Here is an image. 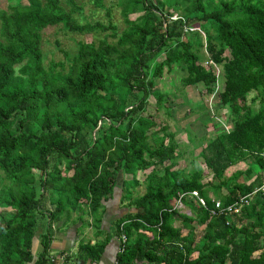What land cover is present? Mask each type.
<instances>
[{"label":"trees","instance_id":"obj_1","mask_svg":"<svg viewBox=\"0 0 264 264\" xmlns=\"http://www.w3.org/2000/svg\"><path fill=\"white\" fill-rule=\"evenodd\" d=\"M7 1L14 4L0 9V264H52V228L71 218L68 209L85 207L82 216L101 231L102 202L119 175L134 212L114 230L116 264H264V107L254 115L247 105L252 92L264 102V0H124L128 26L119 35L111 24L80 25L72 0ZM135 13L142 14L126 19ZM56 25L110 30L115 41H79L73 55L60 50L63 60L45 66L41 33ZM217 66L218 104L232 126L196 154L218 181L206 185L193 150L191 168L180 164L194 141L176 142L145 114L149 97L156 107L167 100L155 87L165 69L180 74L178 87L212 94ZM241 162L245 170L225 176ZM141 183L144 193L133 197ZM217 201L237 204V213L212 215ZM107 242L80 246L77 261H98Z\"/></svg>","mask_w":264,"mask_h":264},{"label":"rangeland","instance_id":"obj_2","mask_svg":"<svg viewBox=\"0 0 264 264\" xmlns=\"http://www.w3.org/2000/svg\"><path fill=\"white\" fill-rule=\"evenodd\" d=\"M75 6L79 9L74 12L73 16L80 25H104L107 26L109 24L114 25L116 27L115 34L119 35L127 26L125 17L122 13V4L121 2L124 0H101L100 5H96L94 0H72ZM22 3L25 4V0H22ZM62 5H67V0H61ZM14 4V1L10 2L7 0H0V9H5L7 5ZM123 8H126V3L123 4ZM142 13H135L127 15V20L134 21L138 18ZM175 18V15L174 17ZM112 32L110 30H100L97 28L96 30H90L87 32H83L82 34H78L75 32L65 31L61 25L49 26L45 28L41 33V49L43 53V64L48 66L50 63H58L63 60V55L60 50H64L71 55L75 53L76 43L81 41L85 43H90L93 41H97L104 37H107L108 41L114 42L115 39L110 36ZM200 60L206 65L207 54L204 48H200L199 50ZM228 56L226 52L224 54ZM214 71L217 74V83L214 86V92L212 94H207L205 92L204 87L195 86V87H186L180 88L178 87L180 74L178 72L174 74H169L166 69L164 70L163 80L159 82L155 87L160 89L165 94H167L166 101L162 107H156L155 100L153 97L148 98V106L146 116H151L156 124L159 127L165 126L167 128V132L174 133L175 141L188 143L190 139L194 141L196 147L192 149L193 145H187L188 149L187 154L185 155V159L181 160L180 164L184 166V164L191 168L190 161L192 160L191 150H193V156L196 157V163L199 165V168L203 170V177L201 182L208 184H216L218 181L214 178L212 174H207L206 166L204 164V158L198 157L196 155L202 149L206 148L208 142L217 136L221 135L224 132H228L231 129L232 123L228 118V115L225 110L221 109L218 104V93L223 88V73L222 67L217 66L214 67ZM173 83V84H172ZM176 86V87H175ZM262 98H260L256 92H252L247 97V105L250 107L251 112L255 115L261 107H264V102L262 103ZM191 109V113L186 115L188 110ZM196 119V121H194ZM191 133V137L188 136L187 133ZM187 149V148H185ZM188 160V161H186ZM247 165L244 162L236 164L230 167L225 176H230L236 170H245ZM195 168V167H192ZM255 173V171H254ZM256 175V174H255ZM254 175H251L253 177ZM132 178L131 176H127L126 179L129 180ZM137 178L139 182L143 180V174H137ZM118 179V177H117ZM117 185V183H116ZM115 185V187H116ZM115 189V188H114ZM132 191V196L136 197L138 195H142L145 191L144 184L141 183L140 186L135 187ZM122 195L120 189H116L114 194L116 196ZM117 197V196H116ZM177 208H181L180 212L189 214V210L185 207H181L182 205L179 202H175ZM84 209V210H83ZM82 207L75 212H72L68 209V214L71 218L65 221L66 228H72L74 226H78V221H76L73 217L76 215L82 216L86 211L85 207ZM4 210L0 208V211ZM6 211H10V209H6ZM65 218V216H62ZM79 223L82 225L78 228L80 232L86 231L91 227V232L87 235H82L81 242L79 245L85 248H89V246H96L95 236L93 233L97 230V227L93 225L92 220L89 218L80 217ZM197 236L199 237L202 233V227L196 230ZM41 234L37 235V239ZM115 236V232L113 229L111 232H107L106 238L109 240ZM94 237V241H91V238ZM42 245L38 242L37 252L41 250ZM34 251V254L36 253ZM85 251L79 249L77 253V257ZM80 253V254H79ZM37 254V253H36ZM81 254V255H82ZM74 260V259H73Z\"/></svg>","mask_w":264,"mask_h":264},{"label":"crops","instance_id":"obj_3","mask_svg":"<svg viewBox=\"0 0 264 264\" xmlns=\"http://www.w3.org/2000/svg\"><path fill=\"white\" fill-rule=\"evenodd\" d=\"M116 189H121V187H115ZM114 194V192H113ZM111 195L107 200L102 202L103 211H102V218L100 222V230L95 231L93 235L96 238L97 243H102L106 240L107 232H111L116 228L117 223L123 219V217L131 212H134L133 208H128L126 206V202L123 201L122 195ZM75 217L72 216L76 221H78V226H74L72 228H66V224L63 222L55 224L52 228V239L50 242V253L49 256L51 257L52 264H116V256L118 253L119 247V240L116 236L112 235L113 237L106 243L104 250L101 253L100 259L95 262H91V260L87 261H77V253L79 251V245L81 242L82 235H87L91 232V227L88 228L86 231L80 232L78 229L82 225L79 223L78 218L76 215ZM82 218H88L87 216H81ZM97 232V234H96ZM40 233V232H39ZM95 239L94 237L91 238L90 242H93ZM38 248V239H34L33 242V250L36 251ZM37 252V251H36ZM80 254V253H79ZM67 258V259H66ZM69 258L74 259L71 261ZM51 264V263H50Z\"/></svg>","mask_w":264,"mask_h":264},{"label":"built area","instance_id":"obj_4","mask_svg":"<svg viewBox=\"0 0 264 264\" xmlns=\"http://www.w3.org/2000/svg\"><path fill=\"white\" fill-rule=\"evenodd\" d=\"M243 201V199L240 200V203ZM180 203V202H179ZM200 203L202 206H204V202L202 200H200ZM240 205V204H239ZM238 211V207H237V204H234V205H230L228 206L227 208H221L220 207V204L218 202L215 203V210L211 211V213L214 215L216 214V212H218L219 214H232V213H237ZM126 241V237L124 235L121 236L120 238V242L122 244H124Z\"/></svg>","mask_w":264,"mask_h":264},{"label":"clouds","instance_id":"obj_5","mask_svg":"<svg viewBox=\"0 0 264 264\" xmlns=\"http://www.w3.org/2000/svg\"><path fill=\"white\" fill-rule=\"evenodd\" d=\"M122 179V178H121ZM121 183H122V180H121ZM121 183L118 185L117 184V187H121ZM121 190V189H120ZM218 202V201H217ZM216 203V202H215ZM219 203V202H218ZM220 204V203H219ZM220 207H221V204H220ZM222 208V207H221ZM213 210H215V204H214V208L211 210V211H213ZM210 211V212H211ZM212 214V213H211ZM219 213L218 212H216V214H214V215H218ZM213 215V214H212ZM221 215V214H220ZM122 236V235H121ZM121 238V237H120ZM121 243V242H120ZM118 249H119V247H118Z\"/></svg>","mask_w":264,"mask_h":264},{"label":"water","instance_id":"obj_6","mask_svg":"<svg viewBox=\"0 0 264 264\" xmlns=\"http://www.w3.org/2000/svg\"><path fill=\"white\" fill-rule=\"evenodd\" d=\"M121 178H122L121 175H119L118 183H117L118 185L121 183V180H122Z\"/></svg>","mask_w":264,"mask_h":264}]
</instances>
